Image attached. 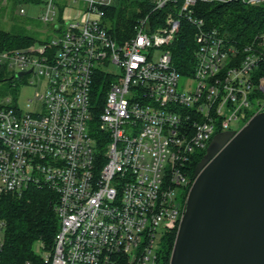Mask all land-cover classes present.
<instances>
[{"label":"built area","instance_id":"2783aa9c","mask_svg":"<svg viewBox=\"0 0 264 264\" xmlns=\"http://www.w3.org/2000/svg\"><path fill=\"white\" fill-rule=\"evenodd\" d=\"M112 1L44 0L50 40L0 42L6 81H45L38 111L0 97V196L30 187L57 195L60 229L46 264H164L162 241L179 228L194 182L193 155L264 111V76L255 73L264 33L237 46L196 14L199 3L264 0H151L122 42L105 22ZM182 21L197 30L188 76L171 52ZM4 227L0 220V264Z\"/></svg>","mask_w":264,"mask_h":264},{"label":"water","instance_id":"95a60500","mask_svg":"<svg viewBox=\"0 0 264 264\" xmlns=\"http://www.w3.org/2000/svg\"><path fill=\"white\" fill-rule=\"evenodd\" d=\"M169 264H264V111L211 140Z\"/></svg>","mask_w":264,"mask_h":264},{"label":"trees","instance_id":"16d2710c","mask_svg":"<svg viewBox=\"0 0 264 264\" xmlns=\"http://www.w3.org/2000/svg\"><path fill=\"white\" fill-rule=\"evenodd\" d=\"M138 8L139 11L132 13H128L126 8L118 11L113 5L107 9L105 22L110 26L109 31L115 39L122 42L130 37L135 23L140 17L150 14L153 5L151 0H144L138 4ZM163 12L165 11H161ZM196 14L204 20L207 28L217 29L237 46L244 47L253 42L257 35L264 33V3L258 6L234 1L199 3ZM196 31L193 25L182 21L181 30L171 47L174 66L183 76L191 75L194 71ZM0 42L5 48H22L34 43L35 39L0 30ZM255 73L257 76H264V62ZM4 76L0 70V81L5 80ZM206 149L193 155L188 167L191 178H194L196 167L206 154ZM189 190L185 191L184 200L187 199ZM57 201L58 197L53 191L35 187L28 188L22 195L7 193L0 196V220L5 225L1 256L6 264H46L35 254L34 245L41 241L48 248L53 246L60 229L55 209ZM176 233L177 230L167 233L162 241L160 251L164 264L170 262Z\"/></svg>","mask_w":264,"mask_h":264},{"label":"rangeland","instance_id":"374dc122","mask_svg":"<svg viewBox=\"0 0 264 264\" xmlns=\"http://www.w3.org/2000/svg\"><path fill=\"white\" fill-rule=\"evenodd\" d=\"M142 1L144 0H113L112 5L118 11L126 8L128 13H132L139 11L138 4ZM22 11H25V14H22ZM44 12V0H0V30L16 35L30 36L35 39V42L48 41L54 35L53 25L44 23L41 18ZM112 69L116 73L120 72L115 65ZM11 75L10 72L4 77L6 79ZM184 82L185 78H182L181 86ZM190 82L192 86L196 85L195 81ZM181 86L180 90H182ZM44 91V79H36L32 74L15 78L13 81H0V97H11L23 111L42 109L40 96L44 94ZM38 245L39 242L34 245L35 254L42 258L44 251L51 248L45 245V249L38 250Z\"/></svg>","mask_w":264,"mask_h":264}]
</instances>
